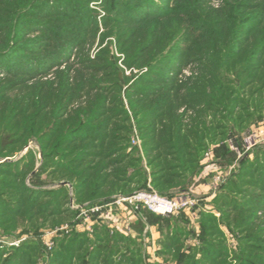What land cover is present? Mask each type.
Wrapping results in <instances>:
<instances>
[{
    "label": "trees",
    "instance_id": "trees-1",
    "mask_svg": "<svg viewBox=\"0 0 264 264\" xmlns=\"http://www.w3.org/2000/svg\"><path fill=\"white\" fill-rule=\"evenodd\" d=\"M92 1L0 0V237H26L0 264H154L144 218L165 235L164 261L264 264L263 144L211 210L202 197L198 232L184 211L141 210L135 237L105 223L58 235L48 253L42 235L77 215L71 199L191 192L211 146L230 167L229 140L264 124V0H104L101 20ZM31 141L39 160L32 148L7 160Z\"/></svg>",
    "mask_w": 264,
    "mask_h": 264
},
{
    "label": "built area",
    "instance_id": "built-area-1",
    "mask_svg": "<svg viewBox=\"0 0 264 264\" xmlns=\"http://www.w3.org/2000/svg\"><path fill=\"white\" fill-rule=\"evenodd\" d=\"M185 74H189L186 70ZM241 144H237L234 140H230V145L237 154L236 161L228 167L227 170H212L214 173L210 184L211 196H215L221 185H223L231 173L239 166V161L244 158L251 150H255L258 146L264 144V124L259 125L244 135L240 136ZM133 144H140V139L136 136L133 139ZM205 157L210 159L213 157V149L206 152ZM210 172L208 174H210ZM207 174V175H208ZM206 175V176H207ZM202 197L198 196L195 192L191 191L175 197H166L159 194L155 189L149 188L137 190L131 194L123 195L116 194L107 200L100 203L86 202L84 205H78L71 200L70 207L77 211V215L74 217V223H65L55 228L45 230L42 237L44 244L48 251H52L55 247V239L60 234H69L76 230L88 231L91 233L95 229V225L106 223L113 233L119 231L127 233L131 229V222L125 220L126 229L120 227L118 221L122 215L119 212L123 211L129 218V216L137 215L141 210H147L149 212L162 215L171 216L177 215L183 211H195L200 207ZM148 229H146L147 232ZM23 237L18 240L9 239L7 237H0V248H10L19 246V244L25 239ZM152 261L154 264H164L159 258L156 247L150 243Z\"/></svg>",
    "mask_w": 264,
    "mask_h": 264
},
{
    "label": "crops",
    "instance_id": "crops-1",
    "mask_svg": "<svg viewBox=\"0 0 264 264\" xmlns=\"http://www.w3.org/2000/svg\"><path fill=\"white\" fill-rule=\"evenodd\" d=\"M231 140V139H230ZM230 140H229V145H230ZM241 141V140H240ZM242 143V142H241ZM230 147H231V145H230ZM27 148H25V150H26ZM211 149H213V147L211 146ZM231 150L234 152V154H235V156H236V158H237V154H236V152H235V150H233L232 149V147H231ZM253 150H251L250 152H252ZM249 152V153H250ZM249 153H247V155L249 154ZM25 154V151H24V153L21 155V156H23ZM247 155H245V156H247ZM244 156V157H245ZM214 157H215V153H214V151H213V157L212 158H210V159H207L205 156H204V158H203V160H202V164H203V166H204V168H203V171H202V173H201V175L203 176V177H205L204 178V182L203 183H200V184H198V185H196L195 186V188H194V190H192L193 192H195L198 196H200V197H203V196H205L206 197V204H205V206L202 208V209H204L205 211H208V210H211V208H210V201H211V199L213 198V197H215V196H211V191H210V184H211V181H212V178L211 177H206V175L210 172V171H212V170H221V169H216L215 167H216V163H218V161L216 160V159H214ZM243 159V158H242ZM7 160H8V158H7ZM10 160H12V158H10ZM216 160V161H215ZM235 161H236V159H235ZM234 161V162H235ZM233 162V163H234ZM239 166H240V161H239ZM238 166V167H239ZM237 167V168H238ZM209 175V174H208ZM206 179V180H205ZM202 192V193H201ZM201 194H203V196L201 195ZM216 195V194H215ZM71 200H73V199H71ZM72 209V208H71ZM199 212H197V213H194V211H184L183 212V214L185 215V217H186V219L188 220V225H189V227H191V228H193V231H197L198 232V230H199V214H198ZM119 214L120 215H122V217H120V219H119V221H118V224H119V226L120 227H124V229H126V225H125V220H127V221H129V222H131V229L126 233V234H130V235H132L133 237H135L136 236V232H135V230L133 231L132 229H134L133 227H132V224H133V222H135L137 219H138V214L137 215H134V217L133 216H129V218H128V216L126 215V214H124L123 213V211H121V212H119ZM197 214H198V216H197ZM178 215V214H177ZM218 215V214H217ZM144 222H145V228H144V234L150 239V243H152L155 247H156V249H158V251H160V250H162V247H163V245H162V241L164 240V238H165V235L160 231V229H159V227H158V225L157 224H152V223H150L148 220H147V218L145 219L144 218ZM105 223H103L102 225H104ZM99 225H101V224H99ZM146 229H148L147 230V232H146ZM78 232H85V233H87L88 235H90V233H88V231H86L85 229H84V231H80V230H78ZM122 233V232H121ZM145 236V237H146ZM148 250H150L151 251V248H149V249H147V251ZM157 251V252H158ZM159 256V258L164 262V264H176L175 262H173V261H171V260H168V261H164V258L162 257V256H160V255H158Z\"/></svg>",
    "mask_w": 264,
    "mask_h": 264
},
{
    "label": "rangeland",
    "instance_id": "rangeland-1",
    "mask_svg": "<svg viewBox=\"0 0 264 264\" xmlns=\"http://www.w3.org/2000/svg\"><path fill=\"white\" fill-rule=\"evenodd\" d=\"M220 2H221V0H212V4L213 5H215V6H218L219 4H220ZM103 4H104V0H93L91 3H90V5H89V7H90V9H92L93 11H94V15L96 16V18L98 19V20H101V18L106 14V10L104 9V7H103ZM104 31V29H103V27L101 26V29H100V32L98 33V35H97V39H96V42L94 43V45H92V46H90V47H88L87 46V48H86V50L88 49V52H89V55L90 56H92V57H95L96 56V54L98 53V51L102 48V47H104L105 45H106V43H107V40L104 42V44H101V42H100V35H101V33ZM113 50H114V53L116 54V56H119V57H121V58H123V56H122V54L118 51V49H117V46H114L113 45ZM75 53H76V51L74 50L73 52H72V56H71V61H74V58H75ZM121 61L122 60H120V63H121ZM75 62V61H74ZM134 71V73H138L139 71L138 70H133ZM143 71H145V70H143ZM143 71H141L140 73H142ZM187 71H189V68H187ZM127 74H129V71H128V73ZM187 75V74H186ZM242 135H244V134H242ZM136 136H138V135H135L134 137H133V139H135L136 138ZM132 143H133V141H132ZM262 146H264V144L262 145ZM25 148H27L26 150H25ZM28 148H32L35 152H36V155L38 156V160L41 158V156L39 155V147H38V145L36 144V142H34V141H31L30 142V144L28 145V146H26V147H24V149L22 150V151H19V152H17L14 156H12L11 158L13 159V160H17L19 157H21V155L24 153V151H25V153H26V151L28 150ZM214 158H216V157H214ZM228 158V157H227ZM216 161V160H215ZM39 165V164H38ZM226 164H219V163H216V169H221V168H228V167H226L225 166ZM129 168V167H128ZM131 170V169H130ZM210 174L211 175H214V173H212V172H210ZM213 177V176H212ZM69 188H70V194H71V196L73 195V192H72V187L69 185V184H66ZM47 187L48 188H55V187H58V185H56L55 183H51V184H48L47 185ZM137 189V188H136ZM115 192V191H114ZM113 192V193H114ZM202 193V192H201ZM115 195V194H114ZM202 196H203V194H201ZM70 204H71V200H70ZM70 204H69V206H70ZM210 208H211V206H210ZM74 223V218H72L71 220H68V221H66V222H63L62 224H65V223ZM61 224V225H62ZM49 229H51V228H48V229H46V230H49ZM24 235H27V233L26 234H24ZM6 236H8V235H6ZM6 236H4V237H6ZM8 238V237H7ZM55 244H56V241H55ZM54 250V249H53ZM53 250L52 251H48V253H50V254H52V252H53Z\"/></svg>",
    "mask_w": 264,
    "mask_h": 264
},
{
    "label": "water",
    "instance_id": "water-1",
    "mask_svg": "<svg viewBox=\"0 0 264 264\" xmlns=\"http://www.w3.org/2000/svg\"><path fill=\"white\" fill-rule=\"evenodd\" d=\"M8 160H10V158H8Z\"/></svg>",
    "mask_w": 264,
    "mask_h": 264
}]
</instances>
